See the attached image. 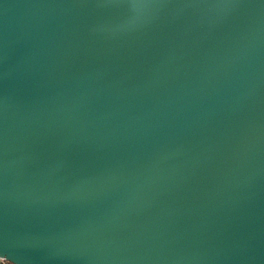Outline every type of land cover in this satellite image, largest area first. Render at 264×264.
<instances>
[{
	"label": "water",
	"instance_id": "obj_1",
	"mask_svg": "<svg viewBox=\"0 0 264 264\" xmlns=\"http://www.w3.org/2000/svg\"><path fill=\"white\" fill-rule=\"evenodd\" d=\"M0 257L264 264V0H0Z\"/></svg>",
	"mask_w": 264,
	"mask_h": 264
},
{
	"label": "built area",
	"instance_id": "obj_2",
	"mask_svg": "<svg viewBox=\"0 0 264 264\" xmlns=\"http://www.w3.org/2000/svg\"><path fill=\"white\" fill-rule=\"evenodd\" d=\"M0 264H11V263L0 257Z\"/></svg>",
	"mask_w": 264,
	"mask_h": 264
}]
</instances>
